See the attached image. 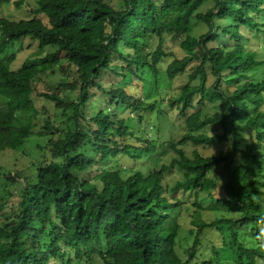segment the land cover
Instances as JSON below:
<instances>
[{
    "label": "trees",
    "instance_id": "1",
    "mask_svg": "<svg viewBox=\"0 0 264 264\" xmlns=\"http://www.w3.org/2000/svg\"><path fill=\"white\" fill-rule=\"evenodd\" d=\"M196 1L121 0L115 8L108 0H36V8L28 10L31 19L0 17V49L25 38L36 44L17 70L10 69L13 54L0 61V153L20 149L31 135L49 136V158L31 164L32 177L20 171L0 174L10 183L23 178L16 200L6 211L5 202L0 204V264H264V59L246 44L247 34L264 36L259 21L264 0H213V7L193 15L206 31L184 35L178 45L183 55L166 65L165 75L174 79L194 64L188 80L195 82L165 103L138 99L116 82L102 83V73L109 72L138 82L147 75L157 87L158 64L167 56L164 36L185 31ZM8 3L19 8L26 0H0V6ZM217 11L223 12L218 23ZM169 16L174 22L166 24ZM56 66L73 78L56 84L42 79ZM37 82L43 90H37ZM94 88L107 96L109 109L122 106L131 117L119 118L112 110L87 112ZM66 91L76 92L75 99L64 96ZM31 93L53 103L63 121L46 118L35 131L38 111L31 105L12 107ZM194 101L220 103L224 110L188 114ZM163 104L184 119L188 133L179 143H224L228 149L209 156L193 150L187 157L171 142L175 156L168 165L122 177L121 156L137 161L138 152L156 150L139 126L150 122L157 128ZM133 118L135 126L128 123ZM109 162L112 170L106 168ZM172 167L184 172L183 179L167 187L163 180ZM213 171L219 179L210 176ZM241 171L250 178L240 181ZM178 192H194L193 201L181 203ZM201 194L215 199L217 216L204 221L190 214L193 239L181 257L178 227L166 222L180 206L202 211ZM213 230L221 236L220 247L203 239ZM206 244L212 258H203L205 249L197 252Z\"/></svg>",
    "mask_w": 264,
    "mask_h": 264
},
{
    "label": "rangeland",
    "instance_id": "2",
    "mask_svg": "<svg viewBox=\"0 0 264 264\" xmlns=\"http://www.w3.org/2000/svg\"><path fill=\"white\" fill-rule=\"evenodd\" d=\"M36 0H26L25 6H21L19 8H16L12 3L3 4L0 6V17L9 19V20H19V19H31L32 17H35L34 15L30 14L28 12L29 9H35L36 8ZM110 4H112L115 8H119V5L121 3V0H108ZM214 1L213 0H197L190 16L187 20V25L185 31L176 37H171L169 34H166L164 36V45L163 49H165V52L167 53V56L162 58L160 63L158 64V72H157V87H154L152 85V81L149 77H146L144 81H136L135 79H131L130 77H127L126 79H122L121 77H118L116 79L113 77V75L109 72H103V80L102 83L104 85L111 84L113 82H116L117 85H121L126 87L125 90L130 95H134L135 97H138V99L143 98V101L150 102L153 99H159L163 98L164 103L169 97H173L178 93V89L187 84H193L195 81H189L188 80V73L190 72V68L194 64H190L187 67V71L183 74L177 75L174 79L169 80L165 75V67L166 65L172 60L177 59L183 55L181 50L179 49V42L184 38V35H190L197 37L201 34H203L206 31L205 25L196 20L193 15L195 13H203L207 9L213 7ZM218 16L215 18V21L221 22L220 15L223 16V12L217 11ZM171 14L170 12L168 13ZM163 14H160L158 17V21L160 22V25H163L161 21ZM41 20L45 21L44 16H37ZM259 21L264 24V12H262L259 15ZM174 18L169 16V21L166 24L173 23ZM248 41L247 46L250 48V50H256L257 55L260 59H264V36L263 35H246ZM156 44V40L152 42L149 49H154ZM247 48V49H248ZM36 50V44L35 42L31 41L28 38H25L22 40V42L19 43H9L3 46L2 49H0V61H4L9 55H14V60L10 66L11 70H17L20 68L21 64L29 57L33 56L32 54L35 53ZM51 49L48 50L50 52ZM44 54L41 53L38 56H43ZM37 56V55H36ZM59 57V62L62 61L61 56ZM257 57V58H258ZM261 69V68H260ZM261 71L264 72V69H261ZM260 75V74H259ZM73 78L72 75H66L64 76L59 71L58 66L55 68V73L50 75L49 71L44 73L42 75V79L47 80L50 83H58L61 81H70ZM258 78V77H257ZM261 78V77H259ZM36 88L38 91L43 90V85L41 83H36ZM147 87V92L143 88ZM144 89V91H143ZM158 93V96L156 97H146L150 94ZM146 93V94H145ZM64 96H66L69 99H75L76 92L66 91ZM147 99V100H146ZM91 104L89 105V108L86 110L89 113L96 112L97 110L101 109L102 111H110L117 113L119 118H128L131 117L130 111L124 110L122 111V106H119L115 109H109L107 107V96L102 94L99 90L93 89V96L91 98ZM27 105L33 106L37 111L38 115L36 116V119H34V123L36 125L35 131L40 130L45 121L46 118H50L52 121H55L57 124L60 121H63L61 111L57 110L53 103L48 102L44 100L42 97L37 96L34 93H31L28 98L19 101L15 103L12 107L14 108H24ZM194 108L189 110L187 113H192L196 110H201L202 114H210L213 112V110H224V106L220 103H217L215 105H203L199 106L196 104V102H193ZM142 115L144 118H148V113L142 112ZM150 119V118H149ZM184 119L178 116V113L174 108H170L167 104H163L159 108V115L156 118V124L157 128H152L150 125V122H146L139 126V129L145 133H147V138L151 142L153 146H156V150L154 152L150 153H141L138 152L140 155L139 160L133 161L125 156H121L119 158L120 162V169H121V176L126 177L129 173L135 171V170H142L146 171L144 168H148V170H151L153 168H158L161 164L168 165L171 157L175 156V153L170 150L168 147V144L173 142L176 143L177 148L182 149L183 153L187 157H191V153L193 150L198 151L200 154L204 156H209L211 154L217 153L219 151L227 150L228 148L225 146L224 143L216 144V145H210V146H195L190 142H184L179 143L180 137L184 133H188L187 130H185L183 126ZM136 119H130L129 124L130 125H136ZM64 126H66V122L64 121ZM59 126V125H58ZM57 126V127H58ZM201 132H207L206 129L201 130ZM57 135V134H56ZM136 136L137 133L135 134ZM56 137V136H54ZM49 136H37V135H31L29 136L26 141L24 142L23 146L20 149L17 150H4L0 153V174L5 173H12L13 171H20L23 173L25 177H32L34 168L31 167V164L36 161H43L49 158L48 154V143L47 139ZM156 139V140H155ZM112 162H109L106 165V168L113 169ZM217 171H213L210 173L211 177L218 176ZM184 172L178 168L172 167L170 170H168L165 173L163 184L168 186L173 185L176 181L183 179ZM240 181L247 180L250 178L251 174L249 173H243V171L239 172ZM220 176H218L219 179ZM17 182L10 183L9 181H6L4 179H0V204L5 202V206L2 209L3 211H6L7 207L10 206L12 202L16 200L17 189L23 184V178L19 177L17 178ZM7 188L8 190H5ZM194 192L190 193H182L178 192L176 196L183 204H190L193 199ZM200 199V205L202 207V211L193 212V210L189 208H185L183 206H180L178 208H174L171 210L169 218L166 222V225L168 227H174L177 226V238H178V244L176 247L177 253L183 257L185 256L184 250L188 248L193 239V235L188 232L189 229H192L193 224L191 222V216L190 214H196L198 217L203 219L204 221H209L214 219V216H217L215 213L216 208L218 207L216 204L215 199L212 201L208 196L201 194L198 196ZM0 210V223H2L3 218L1 216L2 212ZM204 240H207L209 244L212 243L214 247L221 246V236L219 232H216L215 230L208 232L204 238ZM209 244H206L205 246H200L197 250L198 253L202 252L205 247L207 248ZM212 258L211 253L208 251V249H205L204 256ZM81 264V263H79Z\"/></svg>",
    "mask_w": 264,
    "mask_h": 264
}]
</instances>
